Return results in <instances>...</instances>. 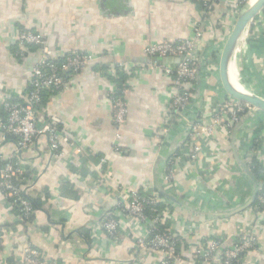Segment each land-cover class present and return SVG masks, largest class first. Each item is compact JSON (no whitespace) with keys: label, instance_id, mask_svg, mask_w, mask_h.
<instances>
[{"label":"crops","instance_id":"0c3cea01","mask_svg":"<svg viewBox=\"0 0 264 264\" xmlns=\"http://www.w3.org/2000/svg\"><path fill=\"white\" fill-rule=\"evenodd\" d=\"M204 1L210 6L207 16ZM235 5L236 0H0V99L30 84L39 60L36 47L24 61L13 57L19 27L43 36L55 56L80 51L100 58L70 81L67 92L46 93L39 121L59 123L80 140L86 156H75L64 145L66 158L52 159L45 137L37 139L24 169L30 178L38 175L30 196L41 207L26 224L0 191V264H23L28 247L57 264H162L161 252L136 247L150 224L117 208L123 189L157 197L162 224L181 238L180 264H207L197 258L198 244L219 238L231 245L244 231L256 238L257 247L240 264H264V209L256 211L255 202L242 209L254 183L239 163L248 165L256 156L264 168V112H249L229 133L217 129L205 136L199 159L187 157L189 124H209L226 95L219 61L239 17ZM203 22L204 35L197 41L200 77L190 105L178 115L172 108L174 80L163 68L175 64L149 67L145 50L194 39L195 24ZM119 63L131 66L129 71L106 75L107 66ZM231 74L264 98V17L255 18L239 41ZM119 77L124 81H115ZM118 94L128 109L122 128L113 119L112 95ZM4 117L0 106V125ZM15 149L0 130V152L11 156ZM110 212L119 218L120 239L101 228Z\"/></svg>","mask_w":264,"mask_h":264},{"label":"built area","instance_id":"2783aa9c","mask_svg":"<svg viewBox=\"0 0 264 264\" xmlns=\"http://www.w3.org/2000/svg\"><path fill=\"white\" fill-rule=\"evenodd\" d=\"M248 0H236V13L239 16ZM206 16L209 14L210 6L203 2ZM262 14V16L260 15ZM259 15L264 17L263 11ZM259 15L256 17L258 18ZM205 24H195L194 39H187L177 43L162 42L148 46L145 54L152 60L149 67H159V61L167 58H180L181 61L174 67L163 65L164 71L173 77L175 94L172 108L178 115L190 105L192 101L193 84L200 77L199 59L200 46L197 41L204 35ZM17 52L13 57L18 61H24L30 47L40 50L39 60L33 67L30 84L21 92L6 93L0 99V106L4 111V121L0 125L1 139L7 141L12 139L16 149L9 156L0 152V191L4 198L13 208L19 209L22 220L28 224L33 220L36 209L30 201V191L35 186L38 175L32 178L26 175L24 164L32 159L30 155L38 138L44 136L50 158L65 159L67 156L64 145L72 149L75 156H86V150L80 140L67 130L61 128L57 122L39 121V113L44 111L43 94L51 93L60 95L68 91L70 81L81 73L89 64L99 61V56L73 51L64 55H54L45 38L25 27L18 30ZM131 66L119 63L107 66L106 75L117 77ZM113 119L118 128H122L127 122L128 109L122 96L112 95ZM251 111H256L251 105L238 101L226 93L225 98L218 106L211 122L205 124L197 120L189 124V141L186 144L187 157L191 161L199 159V141L205 136H212L217 129H223L229 133L238 125L242 119ZM250 161V160H249ZM106 177L111 176L108 172ZM169 180L173 178L170 170ZM117 208L121 213L133 220L147 222L150 228L146 235L137 237L136 247L142 252L158 251L164 256L162 264H180L181 244L180 236L170 231L163 232L158 229L162 224L163 212L154 210L153 216L145 213L146 199L135 193L120 190L117 197ZM259 204L256 211L264 209V188L259 196ZM150 203H158L157 197H153ZM101 228L111 238L120 239L123 236L118 216L110 212L101 224ZM257 247L256 238L249 231L240 234L231 245H224L221 239H214L208 245L198 244L196 255L207 264H240L241 256ZM2 253V239L0 235V259ZM23 264H57L48 260L38 249L28 247L24 250Z\"/></svg>","mask_w":264,"mask_h":264},{"label":"water","instance_id":"95a60500","mask_svg":"<svg viewBox=\"0 0 264 264\" xmlns=\"http://www.w3.org/2000/svg\"><path fill=\"white\" fill-rule=\"evenodd\" d=\"M263 10H264V0H258L251 8H249L247 11H243L239 15L235 23V26L233 27L231 33L229 34L224 44L219 61V76L225 92L234 99L245 102L261 112H264V98L258 96L255 93H251L249 95L237 91L229 80V63L230 60L233 58V53L235 51L239 38L243 35L247 27L255 20V18ZM180 61H181L180 58H167L163 60V62L167 64L170 63L176 64L179 63ZM239 163L244 169L245 173L251 177L254 183V189L251 199L248 202V204H246V206L242 208L245 209L246 207L251 206L255 202L256 196L259 192V184L256 178L254 177V175L252 174L247 163L242 160H240ZM168 198L170 200H174L172 199V197L168 196Z\"/></svg>","mask_w":264,"mask_h":264},{"label":"trees","instance_id":"16d2710c","mask_svg":"<svg viewBox=\"0 0 264 264\" xmlns=\"http://www.w3.org/2000/svg\"><path fill=\"white\" fill-rule=\"evenodd\" d=\"M263 13H264V10H263ZM30 48H35V47H30ZM17 52V48L13 51V53L15 54ZM115 81H119V82H123L124 79L123 78H117ZM46 93L43 94V101H45V97H46ZM117 96H121V95H117ZM258 144L255 142L253 144V148L252 150L255 151L256 148H257ZM248 167L250 168L252 174L254 175V177L256 178L258 184L262 185L264 184V168L263 166L257 161V158L256 156H253L252 159L248 162ZM262 190L263 189H260L257 196H256V199H255V206L253 208H256L259 204V196L261 195L262 193ZM142 196V195H141ZM147 201V203H145V213L148 215V216H153L155 215L156 213L154 212V210H157L159 212H162L164 210L163 207L161 206V204L159 203H150V201L153 200V198L151 197H148V196H143ZM30 201L33 203L35 209H39L41 207V202H37L35 199H33L31 196L29 197ZM17 211L19 212V209H17ZM20 213V212H19ZM158 229L160 231H165L167 232L168 230L166 229V227L164 226V224H161L158 226ZM237 240V239H236ZM178 250H180V244H179V248ZM180 252V251H179ZM244 256V254L241 256V258ZM198 258V256H197ZM199 259V258H198Z\"/></svg>","mask_w":264,"mask_h":264},{"label":"bare ground","instance_id":"6f19581e","mask_svg":"<svg viewBox=\"0 0 264 264\" xmlns=\"http://www.w3.org/2000/svg\"><path fill=\"white\" fill-rule=\"evenodd\" d=\"M258 0H248L245 7H244V10L243 11H247L249 8H251ZM249 28V26L247 27V29ZM247 29L245 30V32L247 31ZM245 32L243 33V35L245 34ZM243 35L239 38L238 42H237V45H236V48H235V51L237 49V46H238V43L239 41L243 38ZM235 51L233 53V58L235 56ZM233 58L230 60V63H229V80L231 82V84L234 86V88L239 91V92H242V93H245V94H251V92L245 90L241 85H239L232 77V74H231V63H232V60Z\"/></svg>","mask_w":264,"mask_h":264},{"label":"rangeland","instance_id":"374dc122","mask_svg":"<svg viewBox=\"0 0 264 264\" xmlns=\"http://www.w3.org/2000/svg\"><path fill=\"white\" fill-rule=\"evenodd\" d=\"M261 16H262V14H260ZM259 15V19H261L262 17ZM254 22V21H253ZM248 32H249V28H248ZM223 47H224V45H223ZM223 47H222V49H223ZM222 49H221V53H222ZM243 78V77H242Z\"/></svg>","mask_w":264,"mask_h":264}]
</instances>
